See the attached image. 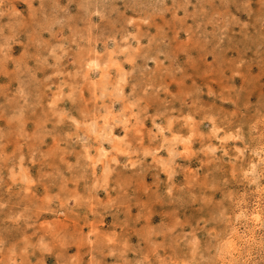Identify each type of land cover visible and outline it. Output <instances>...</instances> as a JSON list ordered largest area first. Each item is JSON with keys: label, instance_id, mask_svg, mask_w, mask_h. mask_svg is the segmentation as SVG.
I'll return each mask as SVG.
<instances>
[{"label": "rangeland", "instance_id": "1", "mask_svg": "<svg viewBox=\"0 0 264 264\" xmlns=\"http://www.w3.org/2000/svg\"><path fill=\"white\" fill-rule=\"evenodd\" d=\"M226 7L0 3V264H264V31Z\"/></svg>", "mask_w": 264, "mask_h": 264}, {"label": "clouds", "instance_id": "2", "mask_svg": "<svg viewBox=\"0 0 264 264\" xmlns=\"http://www.w3.org/2000/svg\"><path fill=\"white\" fill-rule=\"evenodd\" d=\"M0 3H3V0H0ZM221 3L227 6L225 11H229L233 17L239 18L247 32L250 29L256 33L264 31V0H256L258 8L253 7V0H240V5L235 10L232 7L234 0H221Z\"/></svg>", "mask_w": 264, "mask_h": 264}]
</instances>
